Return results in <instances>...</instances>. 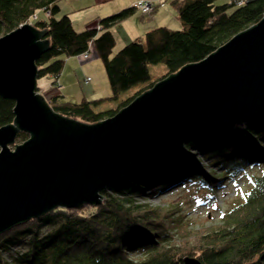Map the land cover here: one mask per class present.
<instances>
[{
	"label": "trees",
	"instance_id": "obj_1",
	"mask_svg": "<svg viewBox=\"0 0 264 264\" xmlns=\"http://www.w3.org/2000/svg\"><path fill=\"white\" fill-rule=\"evenodd\" d=\"M60 1L0 0V38L28 23L45 32L49 49L35 61L36 80H56L67 58L96 55L109 97L78 103L62 96L47 100L55 114L85 125L112 118L155 84L201 62L264 16V0L240 5L238 0L221 5L217 0H174L179 30H150L112 55L116 38L111 29L136 10L131 6L74 32L65 15L58 18ZM157 64L166 73L152 81L148 68ZM107 100L118 101L117 107L97 112ZM14 105L0 96V127L13 123ZM28 138L18 133L16 140ZM196 152L209 161L207 168L200 167ZM263 166L264 118L201 134L179 153L157 158L129 180L102 191L99 205L55 208L4 231L0 264H183L184 258L201 264H264V170L249 178V189L218 226L204 232H189L190 223L173 207L140 203L186 184L216 194L247 169Z\"/></svg>",
	"mask_w": 264,
	"mask_h": 264
},
{
	"label": "water",
	"instance_id": "obj_2",
	"mask_svg": "<svg viewBox=\"0 0 264 264\" xmlns=\"http://www.w3.org/2000/svg\"><path fill=\"white\" fill-rule=\"evenodd\" d=\"M45 35L28 23L0 38V96L15 103L0 127V234L55 208L99 205L102 191L192 138L264 118V16L93 125L55 114L37 92ZM18 133L29 138L11 151Z\"/></svg>",
	"mask_w": 264,
	"mask_h": 264
},
{
	"label": "rangeland",
	"instance_id": "obj_3",
	"mask_svg": "<svg viewBox=\"0 0 264 264\" xmlns=\"http://www.w3.org/2000/svg\"><path fill=\"white\" fill-rule=\"evenodd\" d=\"M230 2L231 0H217V4L219 5L228 4ZM63 4H66L65 1L59 2V6L62 9L59 13L58 18H61L65 15L64 10L66 7ZM119 49V42H116V46L113 50L112 55ZM89 60L88 66L85 65L82 71V74L84 75L79 73L78 80L68 90L72 92L70 94V99L73 100L72 103H78L82 100V98L80 100L76 98L81 93H86L88 95L87 97H89V95H93V91H95L97 92V94L95 95L96 98H106L111 95L102 62L96 57L93 52L90 53ZM148 69L152 81L160 79L166 73V69L163 64L151 65ZM87 78H90L91 80V82L87 83L88 86L83 85L84 81ZM132 91L133 90L122 94L120 99H123ZM117 105L118 101L107 100L104 101L95 110L97 112L106 111L114 109L115 107H117ZM19 144L21 143L18 140H15L14 145L9 146L10 150L13 151L15 145ZM195 156L196 161L199 163L200 167L205 166L207 168L209 166V161L204 159L197 152ZM263 170L264 166L247 169L246 171L239 174L236 178H234L235 180L228 181L226 187L217 191L216 194L212 193V195H209L206 190L199 189L196 185L186 184L175 188L164 195L155 198L150 197L146 198L145 200H140V203H146L152 207H173L174 209L178 210V216H182L183 220L190 223L189 232H193L192 234H195L196 232H204L218 226L219 221L221 220V216L235 204H237L241 200L242 195L249 189V178L251 176L259 175ZM191 237V240H193L196 238V235H192Z\"/></svg>",
	"mask_w": 264,
	"mask_h": 264
},
{
	"label": "crops",
	"instance_id": "obj_4",
	"mask_svg": "<svg viewBox=\"0 0 264 264\" xmlns=\"http://www.w3.org/2000/svg\"><path fill=\"white\" fill-rule=\"evenodd\" d=\"M65 1L64 14L70 22V26L74 32L82 31L85 26L95 19H101L111 16L121 10L131 7L133 4L146 1L152 4V11L149 14H142L140 11H135L125 21L117 24L111 29L119 42V48L127 43L142 37L146 32L159 28L167 27L172 30H177L180 23L176 18V13L172 5L174 0H62ZM60 7V12H61ZM88 58L84 56H76L67 58L64 62V67L61 74L55 80L54 78H42L37 80V92L47 101L53 96H62L67 102H72L70 99L71 91H68L78 80V74L88 66ZM90 61V60H89ZM86 66V67H87ZM84 75V74H82ZM90 79V78H89ZM58 81V82H57ZM56 82V84H53ZM91 82V80H90ZM88 86V84L83 83ZM93 95L81 93L78 95V100L87 99L94 100L97 92L93 91ZM89 93V92H88ZM76 95V94H74ZM80 96V97H79ZM73 98V97H72Z\"/></svg>",
	"mask_w": 264,
	"mask_h": 264
},
{
	"label": "built area",
	"instance_id": "obj_5",
	"mask_svg": "<svg viewBox=\"0 0 264 264\" xmlns=\"http://www.w3.org/2000/svg\"><path fill=\"white\" fill-rule=\"evenodd\" d=\"M244 0H238L237 4L240 5L243 3ZM132 7L136 10V11H140L142 14H149L152 11V4L150 2H146V1H140L137 2L135 4L132 5ZM90 79L87 78L85 80V83H89Z\"/></svg>",
	"mask_w": 264,
	"mask_h": 264
}]
</instances>
